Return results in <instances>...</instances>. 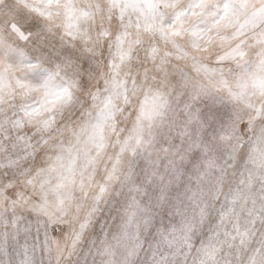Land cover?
<instances>
[{
    "label": "clouds",
    "instance_id": "1",
    "mask_svg": "<svg viewBox=\"0 0 264 264\" xmlns=\"http://www.w3.org/2000/svg\"><path fill=\"white\" fill-rule=\"evenodd\" d=\"M0 264H264V0H0Z\"/></svg>",
    "mask_w": 264,
    "mask_h": 264
}]
</instances>
